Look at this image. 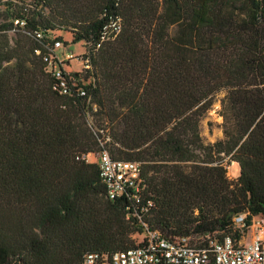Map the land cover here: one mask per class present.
I'll return each instance as SVG.
<instances>
[{
	"label": "trees",
	"instance_id": "16d2710c",
	"mask_svg": "<svg viewBox=\"0 0 264 264\" xmlns=\"http://www.w3.org/2000/svg\"><path fill=\"white\" fill-rule=\"evenodd\" d=\"M3 5L0 264H81L139 245L145 229L237 242L252 218L264 222V0ZM113 20L117 34L101 40ZM51 31L83 43L81 74L65 72L76 58H56ZM217 94L222 137L203 143L199 120ZM100 145L140 164L137 192L106 197Z\"/></svg>",
	"mask_w": 264,
	"mask_h": 264
},
{
	"label": "built area",
	"instance_id": "2783aa9c",
	"mask_svg": "<svg viewBox=\"0 0 264 264\" xmlns=\"http://www.w3.org/2000/svg\"><path fill=\"white\" fill-rule=\"evenodd\" d=\"M18 25L22 26V22L19 21ZM118 29L117 20L108 22L103 27L101 40L114 37ZM36 36L38 37V34ZM58 45L57 42L53 44L54 47ZM70 57L71 55L67 54L64 59ZM43 61L48 68L50 67L52 76L60 80L59 69L53 58L48 56ZM80 159L87 162L88 156L81 155ZM95 162L98 177L104 185L105 195L109 200L118 197L125 190L137 192L141 175L139 163L112 160L102 145L95 154ZM243 216L239 214L232 218L234 227L243 226ZM252 225L256 232L260 230L261 237L254 235L253 239L246 243L234 242L228 236L221 240L204 236V240L192 243L188 237L166 239L156 232L145 229L139 245L112 254L86 253L82 257L81 264H264V222L259 220Z\"/></svg>",
	"mask_w": 264,
	"mask_h": 264
},
{
	"label": "rangeland",
	"instance_id": "374dc122",
	"mask_svg": "<svg viewBox=\"0 0 264 264\" xmlns=\"http://www.w3.org/2000/svg\"><path fill=\"white\" fill-rule=\"evenodd\" d=\"M3 4H5V0H1V4H0V24L6 23L9 21V19L4 18L3 16L4 14L3 10L5 8ZM7 35L11 38L13 37L12 33L10 32H7ZM46 35H47L46 37L49 40H53L52 42L59 41L62 43V45L59 48H56L54 50V53L58 60L65 61L64 57L67 54L71 55L72 58H76V61L72 59L63 65V69L65 70V72L81 74L82 69L80 66L79 56L83 52V43L81 42L70 43L71 37L69 33H66L63 31H51V32H47ZM221 97H222V94H217L214 96L209 108L205 111V113L202 115V117L199 120V124H198L199 136L203 143H212L214 141L221 139L222 137L221 118L218 115L219 100ZM226 176L229 180H232L237 176V167L234 163H230L226 167ZM259 220H260L259 218L254 217L251 219V224L252 223L255 224V222ZM235 228H238V227H235ZM132 239L135 242H138L141 239V236L134 235ZM246 241H248V239H246V236L243 234L239 238V242L245 243Z\"/></svg>",
	"mask_w": 264,
	"mask_h": 264
},
{
	"label": "crops",
	"instance_id": "0c3cea01",
	"mask_svg": "<svg viewBox=\"0 0 264 264\" xmlns=\"http://www.w3.org/2000/svg\"><path fill=\"white\" fill-rule=\"evenodd\" d=\"M244 235L246 236V239H248V241H250L251 239H253L254 235L261 237V232H260V230H257V232H256L254 225L251 224ZM248 241H246V242H248Z\"/></svg>",
	"mask_w": 264,
	"mask_h": 264
}]
</instances>
